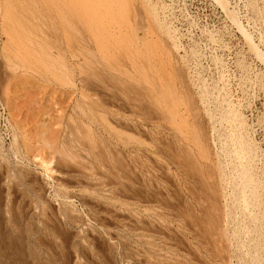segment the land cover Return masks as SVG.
<instances>
[{
    "label": "rangeland",
    "instance_id": "rangeland-1",
    "mask_svg": "<svg viewBox=\"0 0 264 264\" xmlns=\"http://www.w3.org/2000/svg\"><path fill=\"white\" fill-rule=\"evenodd\" d=\"M263 1L229 0L264 49ZM263 71L212 0H0V264H264ZM225 99L257 147L249 216ZM193 126L209 155L188 159Z\"/></svg>",
    "mask_w": 264,
    "mask_h": 264
},
{
    "label": "bare ground",
    "instance_id": "bare-ground-1",
    "mask_svg": "<svg viewBox=\"0 0 264 264\" xmlns=\"http://www.w3.org/2000/svg\"><path fill=\"white\" fill-rule=\"evenodd\" d=\"M114 1V0H113ZM155 1V0H154ZM216 5H217V7L221 10V12L224 14V16H225V18L231 23V25L236 29V31H237V33H239V35L241 36V38H242V40H243V42H244V44H245V46H246V48H247V50H248V52H249V54H251L261 65H262V67H263V70H264V49L263 48H261V46H260V43H261V37L259 38V40L258 41H255L254 40V38L252 37V35H251V33H249V31L246 29V27H245V25L243 24V22L241 21V19H240V16L238 15V13H237V10H236V7L235 6H233L230 2H229V0H212ZM253 1V0H252ZM150 2V1H149ZM264 2V1H263ZM142 3V2H141ZM139 4V3H138ZM154 4V3H153ZM250 6V5H249ZM154 7V6H153ZM256 7V6H255ZM166 8V7H165ZM153 10V9H152ZM142 11V10H141ZM145 11V10H144ZM155 11V10H154ZM171 11V10H170ZM247 13V12H246ZM156 15V14H155ZM246 15V14H245ZM145 17V16H144ZM172 17V16H171ZM249 18V17H248ZM151 19V18H150ZM158 19V18H157ZM176 19V18H175ZM147 20V19H146ZM253 21V20H252ZM164 22V21H163ZM248 22V21H247ZM254 22V21H253ZM149 23V22H148ZM172 23V22H171ZM75 24V23H74ZM150 24H151V22H150ZM163 24V23H162ZM168 24V23H167ZM170 25V24H169ZM230 25V24H229ZM167 26V25H166ZM173 26V25H172ZM154 27V26H153ZM231 27V26H230ZM80 28V27H79ZM98 28H99V25L98 26H96V32H97V34H98ZM173 31V30H172ZM100 33V32H99ZM170 34V33H169ZM168 34V35H169ZM99 35V34H98ZM128 35V34H127ZM165 35V34H164ZM83 36V35H82ZM81 36V37H82ZM104 36L103 35H99V38H97V40H95V43H96V51L97 52H99V54L101 55V54H103V53H105V52H108V51H113L112 50V48H110V49H107L106 48V40H104V38H103ZM108 37V35H106V38ZM158 37V36H157ZM213 37V36H212ZM209 38V37H208ZM175 39V38H174ZM84 40V39H83ZM82 40V41H83ZM167 40V39H166ZM85 41V40H84ZM214 41V40H213ZM260 41V42H259ZM87 42V41H86ZM177 42V41H176ZM259 42V43H258ZM92 43V42H91ZM172 43V42H171ZM175 44V43H174ZM89 46V45H88ZM87 46V48H89ZM86 47V46H85ZM91 48H92V46H91ZM126 48V47H125ZM194 48V47H193ZM25 50H26V52L25 53H28V51H30L29 49H26V48H24ZM126 52V51H125ZM246 53V52H245ZM4 54V53H3ZM184 54V53H183ZM28 55V54H27ZM106 55V54H105ZM121 56V55H120ZM191 56V55H190ZM195 57V56H194ZM23 58V57H22ZM115 58V57H114ZM182 58V57H181ZM124 62V61H123ZM183 62V61H182ZM186 63V62H185ZM219 64V63H218ZM126 65V64H125ZM201 65V64H200ZM167 66V65H166ZM196 67V66H195ZM108 68L111 70V71H118L117 69H115L113 66H108ZM126 68H127V66H126ZM216 68V67H215ZM190 69V68H189ZM71 70V69H70ZM202 70V69H201ZM127 70L125 69V71H124V73H127L126 72ZM133 72V71H132ZM187 72V71H186ZM196 72V71H195ZM251 72V71H250ZM264 72V71H263ZM262 73V72H261ZM90 74V73H89ZM88 74V75H89ZM139 74V73H138ZM189 74V73H188ZM193 74V73H192ZM203 74V73H202ZM249 75V74H248ZM247 76V75H246ZM19 77V76H18ZM106 80H107V82L110 80V82H111V84H112V82L113 83H116L117 81H119V80H121L122 81V79L120 78V79H117L116 77H112V75H109V76H106ZM189 79V78H188ZM217 79V78H216ZM105 80V81H106ZM190 80V79H189ZM244 80V79H243ZM259 80V79H258ZM264 80V79H263ZM218 81V80H217ZM229 81V80H228ZM251 81V80H250ZM123 82V81H122ZM188 82V81H187ZM239 82V81H238ZM244 82V81H243ZM73 83V82H72ZM124 83H126V81H124ZM159 83V82H158ZM203 83V82H202ZM216 83V82H215ZM250 83V82H249ZM255 83V82H254ZM253 83V84H254ZM204 84V83H203ZM214 84V83H213ZM245 84V83H244ZM162 85V84H161ZM198 85V84H197ZM226 85V84H225ZM124 86H127V85H124ZM217 86V85H216ZM86 87V86H85ZM246 87V86H245ZM260 87H262V86H260ZM195 88V87H194ZM211 88V87H210ZM220 88V87H219ZM238 89V88H237ZM73 90V89H72ZM224 90H226V89H224ZM87 91V90H86ZM194 91V90H193ZM227 91V90H226ZM247 91H248V89H247ZM244 92V91H243ZM142 94V93H141ZM82 95H84V94H82ZM109 96V95H108ZM215 96V95H214ZM219 96V95H218ZM217 96V97H218ZM231 96V95H230ZM75 97V96H74ZM84 96H82V98H83ZM143 97H144V95H143ZM204 98V97H203ZM239 99V98H238ZM244 99V98H243ZM82 100V99H81ZM202 100V99H201ZM204 100V99H203ZM65 101V100H64ZM120 101V100H119ZM207 101V100H206ZM238 101V100H237ZM243 101V100H242ZM10 102V101H9ZM79 102V101H78ZM216 102V101H215ZM223 102V105H224V103L226 104V106H225V109H224V113H222L223 115H224V119H225V122L228 124V126H229V133H228V137H227V139H228V142H229V149H227V153L231 156V159H232V162L230 163L231 164V170H232V173H233V179L237 182V187L239 188V189H237L236 190V196L239 198V201L238 200H236V202L238 201L239 202V205H240V203H241V207H242V211H243V214L244 215H246V216H249V209H248V204L250 203V201H252V203L254 202V203H256L257 202V199L260 197H257V193H258V184L256 183V181H255V179H254V177H253V167L255 168V166H253V165H255V163H254V161H255V157H257V156H255V150H256V145H255V143H254V141H252L250 138H248V136L246 135L247 133V127H246V123H245V120H244V118H243V116H242V114L239 112V110H237L236 109V107L234 106V104H231V102L229 103V102H227V100L225 99V102L224 101H222ZM84 103H87V102H84ZM103 103V102H102ZM2 104V103H1ZM1 104H0V106H1ZM79 104V103H78ZM97 104V103H96ZM114 104V103H113ZM203 104V103H202ZM248 104V103H247ZM80 105V104H79ZM98 105V104H97ZM109 105V104H108ZM238 105V104H237ZM240 105V104H239ZM244 105V104H243ZM204 106H206V105H204ZM213 106V105H212ZM89 107H90V104H89ZM101 106L99 105V107L98 108H100ZM104 107V106H103ZM83 108V107H82ZM92 108H93V106H92ZM105 108V107H104ZM200 108V107H199ZM224 108V107H223ZM238 108V107H237ZM3 109V108H2ZM80 109H81V106H80ZM100 109H102V108H100ZM167 109H169V108H167ZM210 109V108H209ZM244 109V108H243ZM97 110V109H96ZM95 110V111H96ZM107 110V109H106ZM3 111V110H2ZM84 111V110H83ZM94 110H88V111H84V115H85V117L87 118V121L85 122L84 121V123L83 124H81V126L83 127V128H85V130L87 129V128H91V126H93V125H91L90 123H92V124H94V125H97L98 123H100V122H98V115H97V113L98 112H95ZM105 111V110H104ZM109 111V110H108ZM110 112V111H109ZM150 112V111H149ZM164 112H167V111H165V109L162 107V115H164L165 116V114H164ZM220 112V111H219ZM83 113V112H82ZM105 113H107L106 111H105ZM210 113V112H209ZM155 114V113H154ZM153 115V114H152ZM161 115V114H160ZM176 117H178V113H175L174 114ZM89 116V117H88ZM154 116V115H153ZM208 116V115H207ZM2 117V116H1ZM11 117V116H10ZM156 117V116H155ZM154 117V118H155ZM221 117V118H222ZM102 118V117H101ZM161 118L163 119L164 117L163 116H161ZM209 118V117H208ZM103 119V118H102ZM211 119H213V118H211ZM210 119V120H211ZM218 119V118H217ZM84 120V119H83ZM117 120H119V119H117ZM164 120H165V118H164ZM168 120V119H167ZM124 122H125V120H123ZM113 123L115 122V121H112ZM116 122H118V121H116ZM115 122V123H116ZM121 122V121H120ZM167 122V121H166ZM222 122H223V120H222ZM77 123V122H76ZM108 123H109V121H108ZM113 123H111V124H113ZM220 123V122H219ZM91 126H90V125ZM101 124V123H100ZM110 124V123H109ZM123 124V123H122ZM169 124L172 126H174L175 125V123H173V121L172 120H170L169 121ZM104 125H106V124H104ZM120 125H121V123H120ZM219 125V124H218ZM107 126V125H106ZM113 126V125H112ZM112 126L110 125V126H108V127H110V128H112ZM94 127V126H93ZM99 128L98 129H100L102 126H98ZM127 127V126H126ZM125 127V128H126ZM177 127V126H176ZM110 128H108V129H110ZM115 129H116V127H114ZM118 128V127H117ZM128 128V127H127ZM126 128V129H127ZM175 128V127H174ZM261 128H263V127H261ZM82 129V128H81ZM95 129V128H94ZM93 129V130H94ZM121 129H123V128H121ZM197 128H195L194 126H193V129H191V132H187V133H183L181 136H179L178 138H176V144L179 146V148H180V150H181V153H183V155L184 156H187V158L188 159H191L192 158V156H194V154H195V152H194V150L197 152V153H199L200 155V157H205L206 155H209V148H208V145H207V141L204 139L203 140V138L200 136V134H199V131H198V129L196 130ZM92 130V129H91ZM101 130H102V128H101ZM105 130H107L106 129V127H105ZM124 130V129H123ZM175 130H176V128H175ZM174 130V131H175ZM177 130H178V128H177ZM84 131V130H83ZM108 131H114L113 130V128H112V130L110 129V130H108ZM188 131V130H187ZM213 131V130H212ZM218 131V130H217ZM85 132V131H84ZM98 132V131H97ZM101 132V131H100ZM116 132V131H115ZM159 132V131H158ZM103 133V132H102ZM109 133V132H108ZM127 133V132H126ZM84 134V133H83ZM93 134V133H92ZM98 134V133H97ZM85 135H86V133H85ZM88 135V134H87ZM211 135V134H210ZM220 135V134H219ZM84 137V136H83ZM89 138V137H88ZM83 139V138H82ZM207 139V138H206ZM212 139V138H211ZM45 140V139H44ZM63 140V139H62ZM49 141V140H48ZM54 141H56V139L54 140ZM45 142V141H44ZM59 142V141H58ZM57 142V143H58ZM64 142V141H63ZM66 142V141H65ZM90 142V141H89ZM141 142V141H140ZM217 143V142H216ZM62 144V143H61ZM50 145V144H49ZM61 146V145H60ZM59 146V147H60ZM175 146V145H174ZM224 146V145H223ZM62 147V146H61ZM104 148V147H103ZM261 148V147H260ZM57 149V148H56ZM55 149V150H56ZM60 149V148H59ZM54 150V151H55ZM260 150V149H259ZM263 150V149H262ZM83 151V150H82ZM57 152H59V151H57ZM63 152H64V150H63ZM218 152V151H217ZM122 153V152H121ZM262 154V153H261ZM60 155H61V152H60ZM62 156V155H61ZM152 156V155H151ZM154 156V155H153ZM152 156V157H153ZM156 156V155H155ZM198 156V155H197ZM84 158V157H83ZM208 158V157H207ZM11 159V158H10ZM202 159V158H201ZM206 159V158H205ZM210 159V158H209ZM257 159V158H256ZM84 160V159H83ZM204 160V159H203ZM41 161V160H40ZM93 161H96L97 162V159L95 158V157H93ZM207 161V160H206ZM257 161V160H256ZM87 162H89V161H87ZM90 162H92V161H90ZM89 162V163H90ZM144 162V161H143ZM259 162V161H258ZM46 163V162H45ZM95 163V162H94ZM217 163V162H216ZM211 164V167L210 168H212L213 170V173L215 174V175H217L215 172V169H217V164ZM229 163V162H228ZM42 164H44L43 162H42ZM96 164V163H95ZM142 164V163H141ZM264 164V163H263ZM257 165V164H256ZM48 166V165H47ZM227 167V166H226ZM259 167V166H258ZM89 168V167H88ZM90 168H91V166H90ZM113 168V167H112ZM220 168H222V167H220ZM45 170H46V168H44ZM193 169H194V167H193ZM208 169H209V167H208ZM264 169V168H263ZM222 170V169H221ZM220 170V171H221ZM48 171V170H47ZM211 170H207V167H206V169L205 170H203V172H202V174H205L206 176H210V175H212L211 174V172H210ZM223 171V170H222ZM221 171V172H222ZM220 172V173H221ZM79 173V172H78ZM47 176V175H46ZM143 176V175H142ZM154 176V175H153ZM175 176V175H174ZM222 176V175H221ZM205 178V177H204ZM224 178V177H223ZM35 179V178H34ZM198 179V178H197ZM221 179V178H220ZM68 180V179H67ZM81 180V179H80ZM218 180V179H217ZM216 180V181H217ZM223 180V179H222ZM222 180H220V182L219 183H216L217 185L216 186H214L215 188V190L213 191V193L214 194H216L217 192H218V199H220L219 201H221V199H222V195H220V190H221V185L223 186L224 184V182H222ZM188 181V180H187ZM219 181V180H218ZM217 181V182H218ZM27 182V181H26ZM213 182V181H212ZM235 182V183H236ZM20 183V182H19ZM68 183V182H67ZM228 185V184H227ZM263 185H264V183H263ZM235 186V185H234ZM263 187V186H262ZM78 188V187H77ZM15 189V188H14ZM67 189V188H66ZM72 189V188H71ZM260 191V193H261V190H259ZM221 192H223V191H221ZM227 192V191H226ZM14 193H16V192H14ZM211 194V193H210ZM222 194V193H221ZM220 195V196H219ZM96 196V195H95ZM99 197V196H98ZM212 197H213V195H212ZM215 197H216V195H215ZM236 197V199H238ZM263 198V197H262ZM18 199V198H17ZM56 199V198H55ZM69 199V198H68ZM73 199V198H72ZM252 199H254V201L252 200ZM114 200V199H113ZM14 201V200H13ZM16 201V200H15ZM68 201V200H67ZM228 201V200H227ZM12 202V201H11ZM26 202V201H25ZM258 203V202H257ZM234 204V203H233ZM259 204V203H258ZM225 205V204H224ZM253 205V204H252ZM13 206V205H12ZM25 206V205H24ZM200 206V205H199ZM234 206V205H233ZM257 206V205H256ZM260 206V205H259ZM235 207V206H234ZM222 209H224L223 207H221ZM236 208V207H235ZM254 208H256V207H254ZM258 208V207H257ZM13 209V208H12ZM23 209V208H22ZM21 209V210H22ZM160 209V208H159ZM237 209V208H236ZM251 209V208H250ZM55 210V209H54ZM252 210V209H251ZM66 211L68 212V209L66 208ZM162 211V210H161ZM234 211V210H233ZM242 211H240V212H242ZM27 212V211H26ZM70 212V211H69ZM224 212V211H223ZM253 212V211H252ZM263 212V211H262ZM13 213V212H12ZM13 214H15V213H13ZM73 214V213H72ZM225 214H226V212H225ZM224 214V215H225ZM262 214V213H261ZM231 215V214H230ZM243 215V216H244ZM258 215V214H257ZM3 216V215H2ZM16 216V215H15ZM63 216V215H62ZM227 216V215H226ZM1 217V216H0ZM73 217V216H72ZM222 217H224L225 218V216H223L222 215ZM229 217V216H228ZM257 217V216H256ZM261 217H263L262 215H261ZM246 218V217H245ZM252 218H254V217H252ZM75 219V218H74ZM74 219H73V221H74ZM53 220V219H52ZM59 220V219H58ZM224 219H222V221H223ZM255 220V219H254ZM262 220V219H261ZM37 221V220H36ZM72 221V222H73ZM75 221H76V219H75ZM232 221V220H231ZM243 221H246V220H243ZM13 222V221H12ZM262 222H264V221H262ZM214 223V222H213ZM225 223V222H224ZM250 223V222H249ZM13 224V223H12ZM264 224V223H263ZM2 225V224H1ZM215 225V224H214ZM224 225V224H223ZM16 227V226H15ZM218 227V226H217ZM258 227V226H257ZM52 228V227H51ZM221 226L219 227V230H221ZM224 228V227H223ZM239 228V227H238ZM241 228V227H240ZM246 228V227H245ZM251 228V227H250ZM254 228V227H253ZM256 228V227H255ZM56 229V228H55ZM236 229V228H235ZM20 230V229H19ZM111 230V229H110ZM246 230V229H245ZM249 230V229H248ZM257 230V229H256ZM222 231V230H221ZM221 231H219V236L220 237H222V232ZM251 231V230H250ZM252 231H253V229H252ZM251 231V233H253ZM261 231V230H260ZM221 232V233H220ZM248 233H249V231H247ZM259 232V231H258ZM20 233V232H19ZM241 233H242V231H241ZM247 233V234H248ZM11 234V233H10ZM111 234V233H110ZM225 234V233H224ZM245 234V233H244ZM253 234H255V233H253ZM4 235V234H3ZM228 235V234H227ZM8 236H10V235H8ZM225 236V235H224ZM233 236V235H232ZM25 237V236H24ZM256 237V236H255ZM229 238H230V236H229ZM232 238V237H231ZM257 238V237H256ZM255 238V239H256ZM225 239V238H224ZM239 239V238H238ZM259 239V238H258ZM4 241V240H3ZM51 241V240H50ZM24 242V241H23ZM45 242V241H44ZM70 242V241H69ZM217 243V242H216ZM14 244V243H13ZM241 244V243H240ZM253 244V243H252ZM23 245V244H22ZM219 245V244H218ZM235 245V244H234ZM254 245H255V243H254ZM256 245H257V243H256ZM21 246V245H20ZM24 246V245H23ZM242 246V245H241ZM247 246V245H246ZM245 246V247H246ZM11 247V246H10ZM240 247V246H239ZM244 247V246H243ZM25 248V250L27 249L26 247H24ZM224 248V247H223ZM14 249V248H13ZM16 249V248H15ZM20 249V248H19ZM233 250V249H232ZM2 251H3V249H2ZM8 251V250H7ZM23 251V250H22ZM27 251H29V249H27ZM246 251V250H245ZM13 252V251H12ZM11 252V253H12ZM16 252H17V250H16ZM19 253V252H18ZM17 253V254H18ZM22 253V252H21ZM201 253V252H200ZM10 254V253H9ZM85 254V253H84ZM230 254V253H229ZM22 255L24 256V254L22 253ZM21 255V256H22ZM30 254H28V256H29ZM58 255V254H57ZM26 256V255H25ZM117 256V255H116ZM238 257V256H237ZM256 257V256H255ZM260 257V256H259ZM23 258V257H22ZM73 258V257H72ZM87 258V257H86ZM242 258V257H241ZM226 259V258H225ZM247 259V258H246ZM253 259V258H252ZM256 259V258H255ZM255 259H253V260H255ZM26 260V259H25ZM2 261V260H1ZM241 261V260H240ZM29 262V261H28ZM93 262V261H92ZM187 262V261H186ZM264 263V262H263ZM23 264H25V263H23Z\"/></svg>",
    "mask_w": 264,
    "mask_h": 264
}]
</instances>
